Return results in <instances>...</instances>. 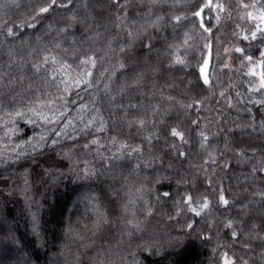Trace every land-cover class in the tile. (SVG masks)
<instances>
[{
    "label": "snow or ice",
    "instance_id": "6c2138e0",
    "mask_svg": "<svg viewBox=\"0 0 264 264\" xmlns=\"http://www.w3.org/2000/svg\"><path fill=\"white\" fill-rule=\"evenodd\" d=\"M20 6L19 0H4L0 10L7 15V9ZM165 6L182 11L164 12ZM40 19L54 21L46 27L51 39L36 47L26 44L28 55L19 59L16 47L10 45L8 67L16 64L21 74L13 78L0 71V169L5 170L0 180L6 184L10 179L5 173L11 165L23 160L35 163L37 155L65 145L67 150L57 154L71 162L68 175L73 181L105 177L112 182L110 196L119 205V214L113 216L99 194L84 198L81 218L75 224L69 220L63 229L68 241L58 254L63 264H84L83 256L95 244L94 238L110 227L117 230L116 243L97 251L91 264H144L138 253L164 259L179 255L184 235L196 230L195 218L208 229L222 225L228 230L232 243L217 240L213 250L217 264H249V259L235 255L233 245L243 239V247L253 251L248 241L259 240L264 247V188L254 193L258 200L241 201L235 216L220 218L217 209H229L236 198L226 196L218 169L231 167L226 154L232 153L237 163L251 164L245 179L254 181L257 173H264V145L240 147L236 137L215 143L225 132L224 112L215 105L237 106L241 94L235 93L234 104L231 93L236 84L227 73L243 72L256 78L249 81L248 92L261 97L250 96L249 102L264 108V50L254 59L239 46L243 42L264 44V0H38L19 23L9 25V20L0 17V35L5 40L16 37L17 28L35 29ZM228 21L234 25L231 39H221ZM78 29L82 39L76 36ZM232 54H239L236 67ZM112 59L111 71L100 72L101 95V81L94 79L96 69L100 61ZM28 67L31 76L23 73ZM174 71L181 75L171 76L160 86L159 79ZM118 72L124 79L117 83ZM89 89H95L90 98L85 102L81 97L77 103L73 97ZM212 112L215 116L200 115ZM21 120L40 131L14 142ZM237 129L264 136V119L257 124L253 115L251 121L228 128V135L234 136ZM92 153L101 168L81 159ZM45 172L52 175L48 169ZM29 176L27 167L18 173L26 201L30 200ZM200 177L202 188L197 184ZM166 183L176 185L175 193L157 188ZM12 194V190L7 192ZM169 200L173 210L158 212ZM157 214L168 221L191 214L187 233L161 236L151 226ZM38 228V217L32 214V232L37 237L33 244L42 239ZM0 233V264H10L22 248L6 220H0ZM259 264H264V251Z\"/></svg>",
    "mask_w": 264,
    "mask_h": 264
},
{
    "label": "trees",
    "instance_id": "16d2710c",
    "mask_svg": "<svg viewBox=\"0 0 264 264\" xmlns=\"http://www.w3.org/2000/svg\"><path fill=\"white\" fill-rule=\"evenodd\" d=\"M4 0H0L3 3ZM38 0H19V8L7 9V15L4 14V10H0V17L9 20V25L13 23H19L25 17L30 15V8L33 4L37 3ZM170 2V0H169ZM164 12L168 11H182L181 9H169L167 6L163 9ZM56 19L62 20V16H57ZM50 19H40L37 22V27L33 28H17V36L9 37L5 40L3 35H0V71L8 72L13 78L21 74V68L16 64H13L11 68L8 64L11 63L7 54L10 45H14L17 49V59L20 57H27V49L25 45H31L36 47L37 44L43 45L48 42L51 37L46 35V27L48 23H53ZM234 27L232 21H228L223 29L224 35H221V39H231L230 29ZM103 31V29H101ZM183 31V30H180ZM219 35V33H218ZM77 38H83L82 30L78 29L76 32ZM37 37L42 39L37 41ZM51 47V45H48ZM67 46V44H65ZM239 46L245 47L249 55H252L254 59H258L260 51L264 50V44L259 41L253 42L252 45H248L247 42L241 43ZM97 48L102 47L101 44L96 45ZM101 53H97L99 56ZM111 55V54H110ZM137 55H139V49H137ZM239 54H232L233 67H236L239 61L236 56ZM131 59H135L133 56ZM70 63H74L71 59ZM115 63V59L111 61L104 60L100 61L96 69L94 79L101 81L99 83V89H103V78L100 77V72L107 68L111 71V65ZM23 73L31 76L30 67L24 68ZM181 73L174 71L173 73L163 76L159 79V85L164 86L166 82L170 81L171 76H180ZM228 77H231L233 82L236 84L235 89L232 90V102L237 104V98L235 93L238 91L241 94V98L237 106L233 109H227L224 105L217 104L216 108L221 109L224 112L225 132L221 134L215 141L220 143L225 137L227 138H238L240 147H247L248 145H254L260 147L264 145V136L259 131L251 133L247 130L243 133L237 129L234 136H229L227 133L228 128H235L237 124H245L252 120L254 115L257 124L261 119H264V108L258 105H253L249 102V97L259 100L261 97L258 93L248 92L249 81L256 79L255 77H246L243 72L233 73L228 72ZM222 81L225 80V73H220ZM124 79V75L117 73L116 82H120ZM115 86V85H114ZM2 90V89H0ZM95 89H89L87 91L80 90V96L73 98L76 99L77 103L80 102V98H84L86 102L90 98V94ZM167 92L168 89L165 88ZM75 107V106H73ZM251 110L249 112L248 110ZM75 114L74 112L72 113ZM215 112L212 113H201V116H215ZM182 118V117H181ZM20 131L17 136L13 138L14 142H20L22 140L31 138L34 134L40 131L39 127H33L26 124L23 120L19 121ZM70 141H66L65 144H70ZM63 149L67 150L65 145H61L55 151L52 149L46 150L45 154L37 155L35 163L28 160H23L16 165H11L5 174L10 179L5 182L0 180V220H6L10 225L12 231L15 233L19 246L22 251L10 259V264H25V261L30 264H63L59 257L61 246L68 243L63 235V229L66 227L69 220L73 224L81 218L85 212V201L84 198L89 193H96L101 196L102 203L109 211L110 215H118L119 205L114 202V198L110 196L112 189L109 188V184L112 183L105 177H98L88 182L73 181L68 175V168L71 167V162L62 159L57 153ZM226 158L231 161L230 168L218 169V179L220 180L223 188L225 189L226 196L232 200L236 198V203L229 209L220 207L217 209L216 215L220 218L235 216L241 207V201L247 204L250 199L258 200V196L254 193L264 188V173H257L256 179L246 180V176L250 171L251 164L237 163L232 153H227ZM81 159L92 160L97 168H101V162L94 159V153L83 155ZM223 165V160L220 161ZM27 167L30 169L29 179L31 181L30 190L27 196L30 200H25V194L21 191L23 188V181L18 177V173L23 171ZM186 167V166H185ZM48 169L52 175L45 172ZM0 172L5 170L0 169ZM64 173V175H60ZM203 177L197 180V184L203 187ZM114 187H119L118 184H114ZM160 191H173L175 193L176 185L172 184L171 187L166 183L164 186L157 185ZM246 189V191H245ZM12 190V195L8 196L7 192ZM182 191V190H181ZM213 199L215 197L213 196ZM77 201L79 204L77 206ZM163 210L165 213L173 210L172 201H168L158 208V212ZM32 214H36L38 217L39 228L38 231L42 237L37 243L33 244V241H37V237L32 232ZM191 217V214L187 216L181 215L178 219L168 221L165 216L157 214L151 221V226L161 236L169 234L171 236L183 235L187 233L185 227L186 222ZM197 220L196 230L191 232L189 235H184V247L179 255H170L167 259L159 256H150L148 253H138V258L144 262V264H217V253L213 250L217 246V240L221 243H232L227 236V231L222 227L218 229H208L207 225ZM255 222L259 223L256 219ZM250 227V226H249ZM183 230V232H182ZM116 229L114 227L106 228L105 231L99 236L95 237V244L92 248L88 249L84 254V264H91L90 258L95 256L97 251H101L103 247L114 245L116 243ZM219 231V236H217ZM0 235H3L0 233ZM202 236H211V239L204 240ZM245 241L243 239L235 242L233 245V251L237 257H243L249 259V264H253L256 261L259 264V254L264 251V247H261L259 240H249L253 251L243 247ZM132 250H135L134 248Z\"/></svg>",
    "mask_w": 264,
    "mask_h": 264
}]
</instances>
